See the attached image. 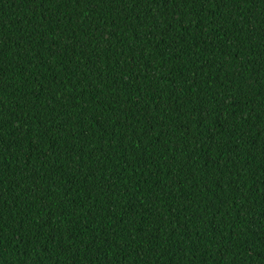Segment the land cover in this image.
<instances>
[{
    "label": "trees",
    "instance_id": "1",
    "mask_svg": "<svg viewBox=\"0 0 264 264\" xmlns=\"http://www.w3.org/2000/svg\"><path fill=\"white\" fill-rule=\"evenodd\" d=\"M0 264H264V0H0Z\"/></svg>",
    "mask_w": 264,
    "mask_h": 264
}]
</instances>
